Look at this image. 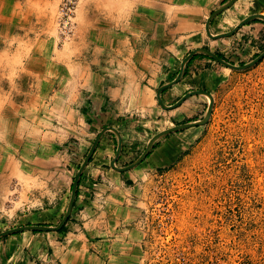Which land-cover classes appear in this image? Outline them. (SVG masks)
<instances>
[{
  "label": "rangeland",
  "instance_id": "1",
  "mask_svg": "<svg viewBox=\"0 0 264 264\" xmlns=\"http://www.w3.org/2000/svg\"><path fill=\"white\" fill-rule=\"evenodd\" d=\"M228 1L214 0L197 14V35L172 38L168 31L176 29V22H166L165 33L169 36L164 41L166 48L158 53V58L150 55L154 59L151 63L159 66L162 85L177 77L181 62L198 48L221 54L235 66L248 64L264 52V23L251 22L230 38L217 41L208 38L206 20ZM3 2L0 92L2 89L12 91L17 76L30 77L34 63L36 70L45 59L75 61L79 51L91 43L90 34L93 24L98 22L95 21L97 14L101 22L115 25L123 23L116 20L117 16L129 15L133 7L132 0H77L74 34L65 41L57 24L61 0ZM199 7L182 10L196 12ZM260 14H264V0H238L229 11L213 19L210 32L212 35L230 32L245 18ZM98 50L91 46L81 53L82 69L86 67V72L103 75L111 59L120 58ZM186 72L178 85L162 94V100L166 106H172L189 92H209L213 98L209 122L203 127L172 134L159 143L158 146L169 142L176 148L177 155L170 166L159 168L143 162L127 175L111 168L117 178V184L111 189L124 193L117 191L107 205L98 201L97 215L120 223L118 229H125L133 241H141L142 248L137 252L138 256H143V264H264V58L255 67L237 72L198 57ZM208 104L205 97H193L178 111L160 108L158 118L128 120L131 126L136 127L138 121L146 126L136 135L132 147H127L125 152L122 149L116 167L136 161L159 132L202 120ZM123 120L120 118L118 122ZM94 138L96 136L88 138L89 144L84 148L74 137L66 141L73 149L69 154V197L63 202L60 218L53 220V227L66 212L74 179ZM80 148L83 150L79 153ZM116 148L117 139L113 156ZM80 182L81 179L79 185ZM26 183L29 182L23 183L26 186L19 195L9 196V191L5 190L7 206L14 201L20 206L29 200L31 188L36 187ZM53 200L55 204L56 199ZM7 230L10 229L2 231L0 228L1 232Z\"/></svg>",
  "mask_w": 264,
  "mask_h": 264
},
{
  "label": "crops",
  "instance_id": "2",
  "mask_svg": "<svg viewBox=\"0 0 264 264\" xmlns=\"http://www.w3.org/2000/svg\"><path fill=\"white\" fill-rule=\"evenodd\" d=\"M213 3L214 0H132L129 15L117 16L116 20L123 23L115 25L101 22L97 14L90 45L94 50H106L120 58L111 59L103 75L86 72V67L82 69L81 53L91 49L89 45L79 51L75 61L45 59L36 70L34 63L30 77L19 75L14 79L12 91L1 90L2 231L24 226L53 227V220L60 218L63 202L69 197V154L73 149L66 143L70 137L78 139L84 148L89 144L88 138L97 137L102 129L112 127L122 137L124 152L136 143V135L144 131L146 124L138 121L135 127L129 125L128 120L161 115L155 92L164 83L158 77L159 66L151 63L154 60L151 56L158 58L170 35L172 38L197 35L196 16ZM4 4L0 0V9ZM190 6L200 7L196 12H183L182 9L189 10ZM171 21L176 22V29L168 31L167 36L166 22ZM22 85L26 89H21ZM120 118H124L122 123L118 122ZM116 139L111 132L101 138L82 175L64 231L24 232L0 239V264H143V256H138L137 252L142 248L141 241H133L125 229H118L120 223L97 215L98 201L107 205L117 191L124 193L111 189L117 184L110 167ZM163 139L155 144L143 164L160 168L175 161L177 152L172 144L166 142L158 146ZM128 173L130 171L124 175ZM26 181L36 187L31 188L29 200L20 206H17L18 201L7 206L5 190L9 191V196L19 195ZM53 199H56L55 204Z\"/></svg>",
  "mask_w": 264,
  "mask_h": 264
},
{
  "label": "water",
  "instance_id": "3",
  "mask_svg": "<svg viewBox=\"0 0 264 264\" xmlns=\"http://www.w3.org/2000/svg\"><path fill=\"white\" fill-rule=\"evenodd\" d=\"M237 1L238 0H229L228 2L223 4L219 9L212 12L211 15L208 17V19L206 20V23H205V31H206V34H207L209 39H211L213 41H217V40H221V39H225V38H230V37L234 36L240 30V28H243L244 26H246L247 24H249L251 22H254V21L264 22V16L262 14L252 15V16L245 18L237 27H235L230 32H227L224 34H219V35H212L210 32V25H211V22L213 21V19L215 17L219 16L220 14H222L223 12L229 10ZM197 55H202V56H205L207 58H210L211 60H213L217 64L223 66L224 68L230 69L232 71H237V72L238 71H246L250 68L255 67L264 58V52H263L261 55H259L252 62H250L248 64L241 65V66H235V65L227 62L226 60L220 58L217 54L211 52L210 50H208L206 48H198V49H195L194 51H192L181 62L180 70H179L177 77L172 82L161 86L157 90L156 99H157L158 105L163 110L172 111L174 109L179 108L185 101H187L190 98L200 97V96L205 97L209 100V104L207 107L206 114L202 120L191 122V123H186V124H181V125L175 126L173 128H169L165 131L159 132L158 134H156L154 137H152L150 139V141L148 142L144 152L137 158L136 161H134L133 163H131L128 166L121 167V168L116 167V163H117V161L121 155L122 149H123L122 137H121L120 133L115 128L106 127L104 129H102L100 131V133L97 135V137L95 138V140H94L92 146L90 147L85 159L83 160V163L81 164V166L78 169V172L76 174V177H75L73 185H72L71 196H70V200H69L66 212H65L63 218L61 219V221L59 222V224L54 228L53 227H44V226H24V227H19V228H13V229H10V230L4 231V232H0V239L6 238L8 236H13L16 234L24 233V232H51V231L58 232V231H61L63 229V227L65 226V224L67 223V221L69 220L71 214H72V211H73V208L75 205V201H76L79 181L82 177V174L84 173L85 169L87 168L88 164L90 163V161H91V159H92V157H93V155H94V153L98 147V144H99L101 138L106 133L111 132V133L115 134V136L117 138V148H116L115 155L113 156V158L110 162V167L118 173H126V172H129V171L135 169L140 164H142L144 162V160L149 156L154 145L159 140H161L167 136H170L174 133L185 131V130H188L190 128L203 127V126L207 125V123L210 120V117L212 114V108H213V98L209 92H206V91L189 92V93L185 94L178 102H176L172 106H166L162 100V93L168 89H171L172 87L177 85L182 80L187 64Z\"/></svg>",
  "mask_w": 264,
  "mask_h": 264
},
{
  "label": "built area",
  "instance_id": "4",
  "mask_svg": "<svg viewBox=\"0 0 264 264\" xmlns=\"http://www.w3.org/2000/svg\"><path fill=\"white\" fill-rule=\"evenodd\" d=\"M77 0H61L58 7L57 24L63 40H69L74 34L75 12Z\"/></svg>",
  "mask_w": 264,
  "mask_h": 264
},
{
  "label": "trees",
  "instance_id": "5",
  "mask_svg": "<svg viewBox=\"0 0 264 264\" xmlns=\"http://www.w3.org/2000/svg\"><path fill=\"white\" fill-rule=\"evenodd\" d=\"M253 23H263V22H261V21H254ZM220 58H223V56L221 55V54H217ZM198 57H203V58H205V59H208V60H210V61H212V62H214L213 60H211L210 58H207V57H205V56H202V55H197V56H195L191 61H190V63L188 64V66L195 60V59H197ZM224 59V58H223ZM187 67H186V69H185V73L184 74H186L187 72ZM184 78H185V76H184ZM155 147H156V145L153 147V149H155ZM151 154H149V156H150ZM148 156V157H149ZM147 157V158H148ZM65 228V227H64ZM64 228L60 231V232H63L64 231ZM36 233V232H35ZM17 235V234H16Z\"/></svg>",
  "mask_w": 264,
  "mask_h": 264
},
{
  "label": "flooded vegetation",
  "instance_id": "6",
  "mask_svg": "<svg viewBox=\"0 0 264 264\" xmlns=\"http://www.w3.org/2000/svg\"><path fill=\"white\" fill-rule=\"evenodd\" d=\"M263 23H264V22H263ZM244 27H245V26H244ZM223 58H224V57H223ZM223 58H222V59H223ZM224 60H226V59H224ZM254 60H255V59H254ZM226 61H227V60H226ZM227 62H228V61H227ZM174 134H175V133H174Z\"/></svg>",
  "mask_w": 264,
  "mask_h": 264
},
{
  "label": "bare ground",
  "instance_id": "7",
  "mask_svg": "<svg viewBox=\"0 0 264 264\" xmlns=\"http://www.w3.org/2000/svg\"><path fill=\"white\" fill-rule=\"evenodd\" d=\"M263 16H264V14H263Z\"/></svg>",
  "mask_w": 264,
  "mask_h": 264
}]
</instances>
